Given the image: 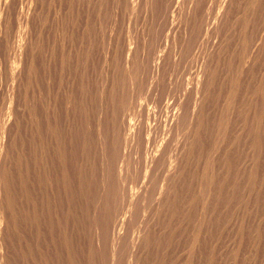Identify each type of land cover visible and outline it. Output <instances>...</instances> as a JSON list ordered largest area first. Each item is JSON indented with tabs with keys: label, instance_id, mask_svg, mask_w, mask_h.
I'll return each instance as SVG.
<instances>
[{
	"label": "rangeland",
	"instance_id": "rangeland-1",
	"mask_svg": "<svg viewBox=\"0 0 264 264\" xmlns=\"http://www.w3.org/2000/svg\"><path fill=\"white\" fill-rule=\"evenodd\" d=\"M263 38L264 0H0V264H264Z\"/></svg>",
	"mask_w": 264,
	"mask_h": 264
},
{
	"label": "bare ground",
	"instance_id": "bare-ground-1",
	"mask_svg": "<svg viewBox=\"0 0 264 264\" xmlns=\"http://www.w3.org/2000/svg\"><path fill=\"white\" fill-rule=\"evenodd\" d=\"M248 17V16H247ZM255 21V20H254ZM264 39V38H263ZM259 43V42H258ZM264 46V45H263ZM129 50V49H128ZM255 56V55H254ZM134 59V58H133ZM247 75V74H246ZM38 104V103H37ZM261 105V104H260ZM254 114V113H253ZM257 119V118H256ZM45 122V121H44ZM29 123V122H28ZM224 123V122H223ZM30 126V125H29ZM140 132V131H139ZM38 134V133H37ZM234 134V133H233ZM263 134V133H262ZM55 142V141H54ZM38 152V151H37ZM54 152V151H53ZM259 164V163H258ZM250 166V165H249ZM240 169V168H239ZM22 170V169H21ZM254 172V171H253ZM239 178V177H238ZM245 180V179H244ZM40 181V180H39ZM51 182V181H50ZM213 184V183H212ZM243 189V188H242ZM72 195V194H71ZM245 195V194H244ZM256 196V195H255ZM261 196V195H260ZM235 202V201H234ZM26 204V203H25ZM36 204V203H35ZM32 205V204H31ZM231 207V206H230ZM26 208V207H25ZM47 212V211H46ZM26 213V212H25ZM214 216V215H213ZM220 216V215H219ZM237 216V215H236ZM10 219V218H9ZM238 221V220H237ZM28 222V221H27ZM9 226V225H8ZM12 226V225H11ZM22 227V226H21ZM4 228V227H3ZM11 230V229H10ZM30 230V229H29ZM35 231V230H34ZM68 232V231H67ZM39 233V232H38ZM114 238V237H113ZM247 246V245H246ZM228 248V247H227ZM31 251V250H30ZM12 253V252H11ZM38 259V258H37ZM6 260V259H5ZM11 260V259H10ZM50 262V261H49ZM4 263V262H3ZM11 263V262H10Z\"/></svg>",
	"mask_w": 264,
	"mask_h": 264
}]
</instances>
